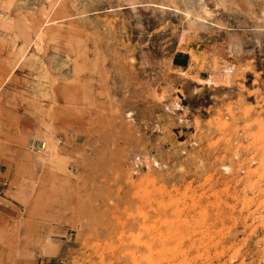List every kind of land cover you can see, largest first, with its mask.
Wrapping results in <instances>:
<instances>
[{"label":"rangeland","instance_id":"374dc122","mask_svg":"<svg viewBox=\"0 0 264 264\" xmlns=\"http://www.w3.org/2000/svg\"><path fill=\"white\" fill-rule=\"evenodd\" d=\"M0 202V264H264V0H0Z\"/></svg>","mask_w":264,"mask_h":264},{"label":"crops","instance_id":"0c3cea01","mask_svg":"<svg viewBox=\"0 0 264 264\" xmlns=\"http://www.w3.org/2000/svg\"><path fill=\"white\" fill-rule=\"evenodd\" d=\"M1 203V202H0ZM1 206H3V203H2V205ZM0 215H5V214H2V213H0ZM18 216V215H17ZM58 262H60V261H58ZM58 262L55 260V259H49L47 262H45V263H43V264H58Z\"/></svg>","mask_w":264,"mask_h":264},{"label":"bare ground","instance_id":"6f19581e","mask_svg":"<svg viewBox=\"0 0 264 264\" xmlns=\"http://www.w3.org/2000/svg\"><path fill=\"white\" fill-rule=\"evenodd\" d=\"M261 163H263V162L261 161Z\"/></svg>","mask_w":264,"mask_h":264}]
</instances>
